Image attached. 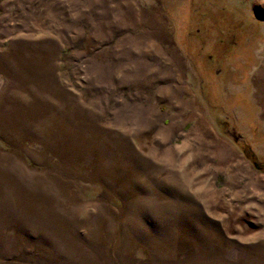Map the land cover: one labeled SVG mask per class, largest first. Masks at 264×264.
Instances as JSON below:
<instances>
[{
	"label": "rangeland",
	"instance_id": "rangeland-1",
	"mask_svg": "<svg viewBox=\"0 0 264 264\" xmlns=\"http://www.w3.org/2000/svg\"><path fill=\"white\" fill-rule=\"evenodd\" d=\"M0 264H264V0H0Z\"/></svg>",
	"mask_w": 264,
	"mask_h": 264
}]
</instances>
